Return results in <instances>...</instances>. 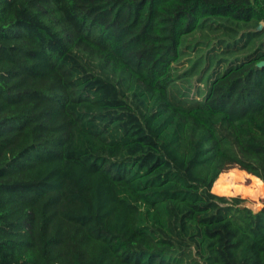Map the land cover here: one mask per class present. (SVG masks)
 <instances>
[{"label":"trees","instance_id":"16d2710c","mask_svg":"<svg viewBox=\"0 0 264 264\" xmlns=\"http://www.w3.org/2000/svg\"><path fill=\"white\" fill-rule=\"evenodd\" d=\"M213 18L264 37V0H0V264H264V43L174 90Z\"/></svg>","mask_w":264,"mask_h":264},{"label":"rangeland","instance_id":"374dc122","mask_svg":"<svg viewBox=\"0 0 264 264\" xmlns=\"http://www.w3.org/2000/svg\"><path fill=\"white\" fill-rule=\"evenodd\" d=\"M233 24L231 20L225 21V19L213 18L204 22L198 31L186 37L184 56L185 58L188 57V62L179 65L175 73L184 74L189 69H192V71L189 75L181 76L178 79L174 90L184 91L190 95L192 90L200 85L197 82L198 80L208 85L210 78L215 73L223 72L232 59L235 57L242 58L248 55L249 51H252L259 43H264L263 36L250 37V35H244V30H236L238 26L233 27ZM263 26L264 22L262 23ZM242 35L244 36L242 37ZM221 59L222 63H220ZM201 87L203 88V86ZM243 199H245L244 205L252 208L255 207V202L259 200L262 207L264 206V198L257 200Z\"/></svg>","mask_w":264,"mask_h":264},{"label":"water","instance_id":"95a60500","mask_svg":"<svg viewBox=\"0 0 264 264\" xmlns=\"http://www.w3.org/2000/svg\"><path fill=\"white\" fill-rule=\"evenodd\" d=\"M262 26V24L259 26V27H261ZM245 206H248V205H245ZM248 207H250V206H248ZM250 208H252V207H250ZM262 208V207H261ZM261 208L260 209H258V208H256V207H254V208H252L254 211H259V210H261Z\"/></svg>","mask_w":264,"mask_h":264},{"label":"bare ground","instance_id":"6f19581e","mask_svg":"<svg viewBox=\"0 0 264 264\" xmlns=\"http://www.w3.org/2000/svg\"><path fill=\"white\" fill-rule=\"evenodd\" d=\"M254 206H255L256 208L260 209V207H259L258 205L255 204Z\"/></svg>","mask_w":264,"mask_h":264},{"label":"crops","instance_id":"0c3cea01","mask_svg":"<svg viewBox=\"0 0 264 264\" xmlns=\"http://www.w3.org/2000/svg\"><path fill=\"white\" fill-rule=\"evenodd\" d=\"M262 27V26H261Z\"/></svg>","mask_w":264,"mask_h":264}]
</instances>
